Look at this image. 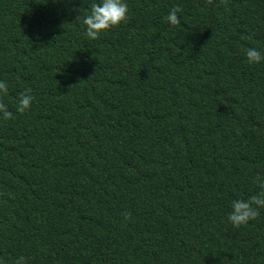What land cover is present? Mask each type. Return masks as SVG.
<instances>
[{"label":"trees","instance_id":"16d2710c","mask_svg":"<svg viewBox=\"0 0 264 264\" xmlns=\"http://www.w3.org/2000/svg\"><path fill=\"white\" fill-rule=\"evenodd\" d=\"M92 2L0 0V259L264 264V209L226 215L264 175V0H127L89 39Z\"/></svg>","mask_w":264,"mask_h":264},{"label":"clouds","instance_id":"9594fccd","mask_svg":"<svg viewBox=\"0 0 264 264\" xmlns=\"http://www.w3.org/2000/svg\"><path fill=\"white\" fill-rule=\"evenodd\" d=\"M127 12V0H99V2L93 0L89 6V10L83 15V34L89 39H95L102 30H106L125 20ZM179 12V6H174L169 9L166 20L170 25L179 23ZM244 55L249 64L264 61V54L256 47L246 48ZM7 89V82L0 79V94L6 93ZM32 99L30 89H25L23 93L18 94L16 111L23 112L28 109ZM0 115L3 118H9L11 116V113L7 110V106L3 103H0ZM254 182L261 189L259 194L249 195L246 199H234L231 202V210L226 215L227 221L233 227L248 223L257 217L260 209H264V175L257 173L254 177ZM0 264H6V262L0 259ZM13 264H25V257L17 256L13 260Z\"/></svg>","mask_w":264,"mask_h":264}]
</instances>
